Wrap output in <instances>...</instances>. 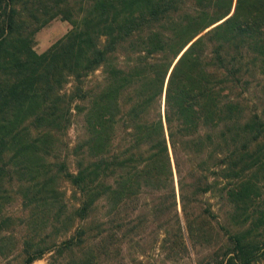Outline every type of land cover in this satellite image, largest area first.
Returning <instances> with one entry per match:
<instances>
[{"label": "trees", "instance_id": "obj_1", "mask_svg": "<svg viewBox=\"0 0 264 264\" xmlns=\"http://www.w3.org/2000/svg\"><path fill=\"white\" fill-rule=\"evenodd\" d=\"M72 2L0 0V203L11 192L29 210L22 264L61 243L80 255L66 264H92L90 243L120 257L127 235L147 228L177 230L156 241L189 246L206 228L197 214L212 209L201 203L210 193L232 222L217 264H253L264 249L250 193L264 172V109L247 78L257 69L264 83V0ZM38 13L71 22L41 53L24 17ZM71 123L74 169L56 153ZM49 218L64 233L55 244L35 240Z\"/></svg>", "mask_w": 264, "mask_h": 264}, {"label": "rangeland", "instance_id": "obj_2", "mask_svg": "<svg viewBox=\"0 0 264 264\" xmlns=\"http://www.w3.org/2000/svg\"><path fill=\"white\" fill-rule=\"evenodd\" d=\"M72 2V0H70ZM85 0H74L72 4L79 8L83 5ZM22 8V5H20ZM25 12V11H23ZM37 14V12H35ZM39 19H35L34 14L25 15L26 21L29 25L27 32L30 33V41L33 50L37 53L43 52L47 49L54 41L63 36L71 26V22L67 18L60 16L47 17L38 13ZM4 47L1 52H5L8 56H12V46ZM7 70V69H6ZM3 70L2 73L6 72ZM7 77V75H6ZM248 81L250 86L251 104L257 110L264 109V91L262 90L263 80L257 69H252L248 75ZM70 86V83L66 84V87ZM24 122V121H23ZM21 123V125L23 124ZM27 124L24 123V126ZM32 133H26L25 131L21 134L20 146L24 145L26 140L31 138ZM60 138V134L56 135ZM61 140L57 141L59 145V159L66 161L68 167L71 169L75 168V159L71 153V149L75 139V124L67 128V133L61 136ZM64 143H68L65 146ZM52 158L49 156L43 157L42 162L49 165ZM253 184L250 188V193L252 194V207L254 210V217L251 221L255 228L251 231L256 237L264 235V224H262L261 210L264 212V172L263 170L258 172L257 175L252 176ZM57 183L66 190V197L71 199L72 196V186L65 180L60 179ZM14 186V185H13ZM11 194V195H10ZM254 200V202H253ZM202 208L210 206L212 209L210 211H202V214H197V217L202 219L205 223L206 228L203 230H194L193 238L196 240L195 243H191L189 246H169L168 243L160 244L156 239L158 237L165 236L170 239L175 236L177 230H170L165 233L161 232L160 235L147 228L144 231L138 233L128 234L125 238V243L123 245L122 253L119 254L120 257L112 258L105 253L106 249L101 244V247L94 248L90 251L93 243H90V249L88 252H92L94 255L92 264H138L132 261L136 256L143 259V264H217L218 260L221 258L219 254H222L223 248L220 246L221 239L225 238L226 231L225 225L230 227L232 224L229 221L226 211L228 207L222 202L221 198L215 193H210L202 196ZM261 204V205H260ZM24 204L21 203L20 198H17L8 192L3 194L0 203V213H7L8 216L12 215L8 221H5L1 227L0 231V264H22L23 258V247L24 238L30 233L28 227V208H24ZM26 207V206H25ZM5 214V220L6 215ZM1 220V218H0ZM225 223L221 224L222 221ZM264 220V218H263ZM250 224V225H251ZM239 225V224H238ZM243 225V224H242ZM239 225V226H242ZM245 226H247L245 224ZM28 227V228H27ZM95 231H90L88 237L91 242H95L97 239L94 237ZM188 236L190 233H186ZM63 231H59L58 223L53 224V220L50 218L46 220V225H42L38 222L37 225V235L35 240L43 243L55 244L59 242L63 237ZM179 235V234H178ZM190 237V236H189ZM199 240V242H198ZM53 245L50 250L43 253L41 257L33 260L31 264H66L68 260L79 253L75 250L69 253L65 250V246ZM88 247V248H89ZM88 248H85L87 250ZM224 262H226V257H224ZM71 264H83L82 260L71 261ZM253 264H264V249L261 248L255 256Z\"/></svg>", "mask_w": 264, "mask_h": 264}]
</instances>
